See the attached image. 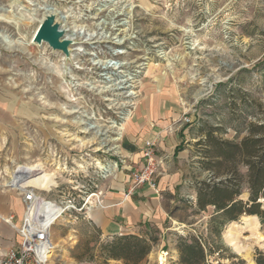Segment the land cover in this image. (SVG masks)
<instances>
[{"label":"rangeland","instance_id":"1","mask_svg":"<svg viewBox=\"0 0 264 264\" xmlns=\"http://www.w3.org/2000/svg\"><path fill=\"white\" fill-rule=\"evenodd\" d=\"M45 7L65 16V23L55 18L63 38L76 33L68 57L45 43L34 45L32 53L23 48ZM0 8L6 11L0 22V221L13 216V226L23 223L24 204L14 207L10 201L24 192L9 186L23 166L39 164L54 175L55 188L34 192L62 209L69 195H77L70 187L90 186L98 175L96 184L105 187L122 166L121 125L138 101L157 94L183 109L189 123L182 121L186 143L177 148L183 154L181 183L161 196L168 219L134 234L155 239L141 264H158L162 253H168L166 264H177L178 237L208 245L219 238L227 251L209 264H231V255L255 264L256 252L264 255L247 230L240 233L239 253L225 239L230 226H243L246 216L227 223L217 237L210 233L213 208L196 207L198 183L211 181L197 145L205 130L239 143L248 124L264 125V0H0ZM16 9L21 11L12 13ZM238 172V199L247 201L246 168L239 165ZM87 218L64 212L49 230L55 248L44 264H121L103 261L100 246L116 236H104ZM7 225L0 224L6 248L19 238Z\"/></svg>","mask_w":264,"mask_h":264},{"label":"trees","instance_id":"2","mask_svg":"<svg viewBox=\"0 0 264 264\" xmlns=\"http://www.w3.org/2000/svg\"><path fill=\"white\" fill-rule=\"evenodd\" d=\"M218 130L206 129L204 140L197 142L201 146L204 160L202 169L211 175L209 183L200 182L196 187V207L199 212L207 207L213 208L210 220V233L219 237L222 227L237 221L241 216L257 217L264 232V125L250 123L248 135L239 143L222 140L214 134ZM239 165L246 168L247 201L241 195L242 176ZM218 241L208 245L193 237H178L176 241L177 264H209L210 258L222 257L227 248ZM155 239L140 235L116 236L100 246L104 262L113 260L121 264H141L150 254ZM231 264H245L237 256L231 255ZM255 264H264V255L257 251Z\"/></svg>","mask_w":264,"mask_h":264},{"label":"crops","instance_id":"3","mask_svg":"<svg viewBox=\"0 0 264 264\" xmlns=\"http://www.w3.org/2000/svg\"><path fill=\"white\" fill-rule=\"evenodd\" d=\"M184 113L172 100L157 94L144 97L131 111L119 143L121 169L111 174L105 187H100L104 208L92 209L87 218L104 236L134 235L143 227H159L168 219L161 196L164 192L172 193L181 183L183 166L179 161L183 154L177 153V148L186 143L182 137L187 132L182 122ZM147 140L155 143L160 162L156 178L158 193L144 186L129 194L128 177L131 170L141 165V150ZM21 204L26 205L23 198L10 201V206ZM0 224L7 225L3 220ZM19 241L20 238L12 240L6 248L0 235V257L17 247Z\"/></svg>","mask_w":264,"mask_h":264},{"label":"bare ground","instance_id":"4","mask_svg":"<svg viewBox=\"0 0 264 264\" xmlns=\"http://www.w3.org/2000/svg\"><path fill=\"white\" fill-rule=\"evenodd\" d=\"M15 11L20 12L21 10L16 9L12 11V13ZM42 11L44 13V17L43 19H40L39 24H41L42 21L49 16L54 17V19L58 16L59 19L63 23H65V16L62 13H58L55 9L50 8V7H45L44 9H42ZM4 13H6V11L0 8V22L4 21V18H5ZM30 17L31 18L30 19L28 18V20L30 21L33 20V15H31ZM35 32L33 36L31 37V40L23 44V48L27 49L31 53L34 52L33 46L38 45L33 42V37L35 35ZM62 32L64 33L65 31H62ZM75 34H76L75 31H71L68 37L70 39H75L74 37ZM70 39H66L64 37V40H68L71 42V44H74L73 41ZM70 52H73V50H71ZM91 89L92 91H97L99 94H107L111 92V90H109L108 88L96 89L92 87ZM42 167L39 164L32 165V166L27 165V166H23L18 173H16L18 170L16 169V171H14L12 174L11 181L9 182V186L12 189L14 188L20 192H25L28 189L42 191V192L51 191V189L57 186L55 177L53 174L47 173L46 171L42 170ZM98 168L100 170L106 171V167L100 164L98 165ZM90 212H88V215ZM62 213H63V209L60 206L53 204L51 202H45L39 196L35 195L33 203L31 204L29 209L25 211L23 215V222L25 224L24 229L27 228L29 229L30 233H32L37 228H42V229H45L47 232L46 241L38 243V247L35 250L36 258L38 259L40 264H44L45 260L51 256V253L53 252L55 248L50 241L49 228L51 225L55 224V222L58 219L62 218ZM257 228H258L257 219L255 217L246 216L243 221V226L240 227L234 224L230 226V228L227 230V233L225 235V239L227 243L230 244L233 247V249L239 253L244 249L240 244V240H239L240 233L242 231L247 230L253 237V243L264 249V237L258 233ZM15 229L18 230L19 228L15 227Z\"/></svg>","mask_w":264,"mask_h":264},{"label":"built area","instance_id":"5","mask_svg":"<svg viewBox=\"0 0 264 264\" xmlns=\"http://www.w3.org/2000/svg\"><path fill=\"white\" fill-rule=\"evenodd\" d=\"M131 113L125 119V122L129 118ZM182 121L189 123L187 117H183ZM124 122V123H125ZM121 125V130L124 125ZM160 162L157 157V151L155 148V143L153 141L147 140L144 142V146L141 150V165L138 168H135L130 171L128 180H129V194L134 190L140 187H147L149 190L157 194V183L156 178L159 174ZM111 169L108 168V173ZM80 177L83 178L84 172L79 171ZM97 176L94 179V182L89 185H78V187H70V191L74 192L78 189L76 197L69 195L65 200V209L62 213L66 211H72L78 214H87L94 208H104L102 203V190L96 184L98 182ZM79 178V177H77ZM72 185V182L68 184ZM20 192V191H19ZM23 200L26 203L25 210H28L35 198L34 190H27L23 194ZM4 223L13 226V216H8L5 219H2ZM24 222L22 223L21 228L17 230L18 236L20 238L18 248H10L6 253L0 257V264H30L31 260H34V263H37L35 250L38 247V243L45 242L47 238V232L45 229L37 228L34 232L30 233L29 229H24ZM52 226V225H51ZM50 226V228H51ZM49 228V230H50ZM168 253H162V257L158 258V264H166Z\"/></svg>","mask_w":264,"mask_h":264},{"label":"water","instance_id":"6","mask_svg":"<svg viewBox=\"0 0 264 264\" xmlns=\"http://www.w3.org/2000/svg\"><path fill=\"white\" fill-rule=\"evenodd\" d=\"M33 42L38 45L45 43L53 51L61 52L68 57L71 42L64 40L63 32L59 29L58 23H55L54 17L49 16L42 21L35 32Z\"/></svg>","mask_w":264,"mask_h":264}]
</instances>
